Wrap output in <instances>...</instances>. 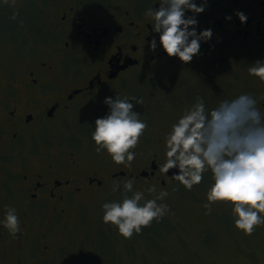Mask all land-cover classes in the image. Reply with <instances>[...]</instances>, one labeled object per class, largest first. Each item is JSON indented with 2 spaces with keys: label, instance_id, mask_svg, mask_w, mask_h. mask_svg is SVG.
<instances>
[{
  "label": "flooded vegetation",
  "instance_id": "flooded-vegetation-1",
  "mask_svg": "<svg viewBox=\"0 0 264 264\" xmlns=\"http://www.w3.org/2000/svg\"><path fill=\"white\" fill-rule=\"evenodd\" d=\"M157 2L47 0L41 25L47 51L40 49L36 57L20 60L24 63L19 66H15V61L9 65L1 63L0 176L4 170L21 176L19 186L27 196L23 198L28 199V208L35 209L38 217L51 210L58 225L47 224L44 235L61 231L59 219L68 227L75 225L78 215L70 204L88 206L99 201L111 190L115 178L135 175L147 184L171 190L179 182L171 174L178 170L171 169L168 175L160 172L158 165L164 160L163 141L171 124L195 102L190 93L203 96L209 107L222 98L216 93L220 90L225 97L228 91L230 96L249 91L264 97V81L247 71V60L251 63L264 58V0H209L206 10L198 15V29L212 28L213 37L202 42V55L187 65L148 46L154 33L146 12ZM237 10L246 13V23L240 22ZM226 15L232 19L226 20ZM146 80L174 82L170 100H160V106L148 110L151 116L146 115L145 109ZM117 92L143 97L144 104L137 105L136 110L143 113L142 118H150L140 141L149 135L146 141L153 155L141 173L118 168L104 152L95 151L91 140L90 123L106 113L104 98ZM260 105L264 107V99ZM67 123L78 124L80 134L74 139L78 153L56 154L57 149L49 147L44 138H48L52 125ZM142 172H148V176L143 177ZM210 175L205 173L207 178ZM3 180L12 183V179ZM221 209L226 214L231 212L226 206ZM71 213L74 221H67V214ZM21 215L25 219L14 239L23 260L29 241L43 245L44 250L51 245L57 247L58 242L52 243L55 239L43 241L36 234L27 239L31 214L27 218L26 208Z\"/></svg>",
  "mask_w": 264,
  "mask_h": 264
},
{
  "label": "clouds",
  "instance_id": "clouds-1",
  "mask_svg": "<svg viewBox=\"0 0 264 264\" xmlns=\"http://www.w3.org/2000/svg\"><path fill=\"white\" fill-rule=\"evenodd\" d=\"M209 0H158L148 8L151 18V50L164 53L187 65L202 55V42L213 37L212 28L198 29V15L203 13ZM157 5H159L157 7ZM191 13V14H188ZM236 16L246 23L248 16L237 10ZM231 20V15H226ZM248 74L264 81V58L248 63ZM257 96L241 91L226 96L209 107L203 96L171 124L164 138V160L159 171L168 174L187 189H192L210 173L203 206L209 211L216 204L231 209L233 226L245 235L264 224V107ZM104 115L96 117L91 129L95 151L105 152L116 164L132 167L137 157L136 147L148 120L136 110L144 104L143 97L121 95L106 96ZM136 176H125L122 185L115 178L112 191L121 193L119 199L104 200L102 220L113 226L123 237L140 233L154 220L161 219L169 210L164 199L168 193L156 186L148 188L154 193L135 187ZM0 226L12 235L21 231V219L16 207L5 206Z\"/></svg>",
  "mask_w": 264,
  "mask_h": 264
},
{
  "label": "rangeland",
  "instance_id": "rangeland-1",
  "mask_svg": "<svg viewBox=\"0 0 264 264\" xmlns=\"http://www.w3.org/2000/svg\"><path fill=\"white\" fill-rule=\"evenodd\" d=\"M46 4L47 0H0V15L7 13L5 16L9 21L7 23V28L11 36H13L10 38L0 34V70L2 69L1 63L9 65L15 61V66H19L24 63V61L20 60L30 59L31 56L36 57V52L39 53L40 49L42 51H47V42H45V39L43 42L41 33L43 16L47 7ZM10 11L16 12L18 17L16 18ZM3 22L5 23L6 20ZM22 25L23 27H21ZM14 38L21 39L14 40ZM42 43H44V45L40 47ZM31 49H33V51H31ZM247 62L250 63V60H247ZM186 75H188L187 72ZM144 82L146 115L151 116L148 110L160 106V100H170L172 96L170 87L174 85V82L172 80L165 81V83H160L156 80H146ZM200 93L202 94L201 91ZM216 93L222 98L225 97L224 92L221 90ZM204 94L207 95V92L205 91ZM230 95L231 91H228V96ZM197 96L201 95L195 91L190 93V97L194 101ZM149 119L150 118H148V120ZM78 134H80L78 124H55L50 128V134L48 138H44V142H46L49 147L57 149L55 151L56 154L69 153L70 151L78 153V151H75L78 149L77 144L74 143V139H77ZM148 138L149 135L145 134L144 141H140L137 145L135 149L137 157L132 162V167L126 168L123 164H117L118 168H124L122 170L126 169L129 172H134L135 170L141 173V169L145 164L152 160L153 154L146 141ZM68 144V147L61 148ZM44 147L47 146L45 145ZM104 155L107 159L111 160L105 152ZM48 159L52 160L53 158L50 157ZM51 162L55 163L53 161ZM124 178L125 177L122 178V176L119 178L121 185ZM3 179H12V183H8ZM209 182L210 176L208 178L205 177L204 181L199 185H195L192 189L185 188L179 182L171 186V190L166 189L168 195L164 199L169 204V210L161 220L165 222L170 229L161 224L160 231H173L172 248H169L163 253L161 250L165 247H162L164 239L159 238L158 247L155 245L150 247L148 243L150 240L147 241L146 237L142 238L145 242L141 239L143 242L138 241L135 243L136 246L129 248L125 244L132 243V239L116 233L113 236L118 240L116 247L120 252L114 255L105 253L108 259L103 260V264H264V224L257 226L256 230L258 231L255 230L249 235H245L243 232L234 228L230 231H201L200 220L203 219L201 214L203 213L202 210L205 208L204 206L203 208L202 205L206 199L205 193ZM15 184L17 186L22 184L21 176L16 177L13 173L10 174V172L6 170L1 172L0 217L3 216L6 205L16 207L19 215L27 208V218L28 214H31V218L28 220V224L29 222L30 224L28 225L26 233L27 239L32 238L31 234H36L41 240L43 239V241L45 239H48V241L55 239L57 241L52 243L56 244L58 242V245L57 247L51 245L48 250H44L43 245L39 247L37 242L33 243L28 240L30 247L28 248V252L27 250L25 251L23 260L22 254H20L17 249V241L14 239L15 235H12L8 230L0 226V253L2 254L0 264H9L10 258L20 259L22 261L21 264H96L95 261H91L92 259L84 261L86 254L80 251L79 245L75 244L76 246L71 245L70 247H64L62 243L66 239V236L72 235L70 239L73 240L76 236V240L74 239L75 242L81 245L82 241L79 243V240L84 238L82 234L80 235L82 231H89L93 234L91 237L95 238L99 233L104 235L105 228L106 230L108 228L112 229L111 225L105 224L102 220L103 210L101 204L104 200L119 199L121 195L119 191L114 192L111 188L110 191L103 194L104 197L102 199L95 203H91L89 206H86L87 204L77 206L78 203L70 204V209L74 210L75 214L78 215V219L75 220V222H78L68 227L66 223L61 222V219H59L60 222L58 223H62L61 225H63L61 231H57L56 234L54 230H51L52 233L48 232L44 235L43 233L45 231H43V229H45L46 225L51 222V224L57 226L58 224L55 223L57 219L53 220L51 210H48L51 216L48 215V212H43L42 214L44 216L38 217V214L35 213V209L31 210L28 208V199L25 200L23 198V195L26 196L25 189L20 186V189L16 188ZM151 186L152 185L147 184L144 179L136 177L135 187L144 190L147 197L154 195V193L148 192V188ZM160 190L161 189L156 187V193H159ZM15 192L21 194L16 195ZM222 206L224 205L216 204L213 207L222 208ZM73 217L72 213L69 215L67 214L66 220L74 221ZM20 219L22 223L25 217L21 215ZM102 223L104 226L99 230ZM152 223L157 225V223L161 222L159 220H154ZM149 227L152 226H145L143 231H146ZM114 230L117 231L115 228ZM75 231L81 232L75 233ZM86 234L89 233L86 232ZM86 234L84 236H86ZM176 237L178 243L176 242ZM180 238H184L185 243L181 242ZM90 249H92V246H90ZM129 250H134V252L129 253ZM41 253H45V255L41 256ZM34 255H37L40 259H36ZM90 257L94 258V255L91 254ZM110 257L115 260H110ZM168 260L171 261L166 262ZM252 260H254V262Z\"/></svg>",
  "mask_w": 264,
  "mask_h": 264
},
{
  "label": "trees",
  "instance_id": "trees-1",
  "mask_svg": "<svg viewBox=\"0 0 264 264\" xmlns=\"http://www.w3.org/2000/svg\"><path fill=\"white\" fill-rule=\"evenodd\" d=\"M8 13H9V11H8ZM11 13L16 18L18 17L16 12L12 11ZM6 14L7 13H3L2 15H0V21H1L0 34L3 36L11 38L13 36H11V34L9 33V30L7 28V26H8L7 23L9 21L5 18ZM4 20H6L5 23L3 22ZM18 21H19V19H18ZM2 23H3V25H2ZM21 27H23V25ZM20 39L21 38H14V40H20ZM15 45H16V43H15ZM4 58H6V57H4ZM202 207H203V205H202ZM202 211H203V213L201 214V217H203V219L200 220L201 231H225V230L230 231L233 228L232 227L233 226L232 216L229 213L226 214L223 209H221L219 207H213L211 211H209L206 208H204ZM159 221L161 223H157V225H154V223H152L151 224L152 227H149V229L145 228V229H147L146 231L144 230L140 233H134V235L132 237H126L129 239H132L133 242L125 244V245L129 248H133L134 246H136L135 245L136 242L142 241L143 240L142 238L146 237L147 241L150 240L148 242L150 244L149 245L150 247H152V245H155L158 247L159 238H162V239H164L163 243H162V247L163 246H165V247L162 248L161 251L164 253L169 248H172L171 244H173V239H172L173 231H167V232L166 231H160L161 224L164 227H166L167 224L165 222H163L161 219H159ZM103 226L104 225L102 223L99 227V230L101 228H103ZM167 228L170 229L169 226H167ZM154 229H156V230H154ZM105 230H106V228L104 229V235L102 233L101 234L99 233V235L98 236L96 235L95 238L91 237V235H93V234L90 233L89 231H82V232L81 231H75V233L81 232L80 235L82 234L83 235L82 237H84V238H82L83 240L82 239L79 240V243L82 241L81 245L78 244V242H75L76 236L73 238V240L74 239L75 240L72 243L73 240L70 239L72 235L66 236L65 237L66 239L63 241L62 245H64V247H70L71 245L72 246L79 245L80 251L86 254V256L84 257V259H85L84 261H88L89 259H92L91 261H95L96 264H103V260L108 259V257L105 256L106 255L105 253H108L109 255H114L117 252H120L116 247V245L118 244L117 243L118 240L116 237L113 236L116 233H118V231H115L113 226H112V229L108 228L106 231ZM256 231H258V230H256ZM86 232L89 234H86ZM85 234H86V236H84ZM180 241L185 243L184 238H180ZM176 242L178 243L177 237H176ZM90 246H92V249H90ZM128 252L132 253V252H134V250H129ZM91 254L94 255V258L90 257ZM34 256L36 259H38V258L40 259V257H38L37 255H34ZM1 258H2V254L0 253V259ZM111 259L115 260L114 258L110 257V260ZM169 261H171V260H168L166 262H169ZM252 261L254 262V260H252ZM9 264H17V261L10 258Z\"/></svg>",
  "mask_w": 264,
  "mask_h": 264
},
{
  "label": "water",
  "instance_id": "water-1",
  "mask_svg": "<svg viewBox=\"0 0 264 264\" xmlns=\"http://www.w3.org/2000/svg\"><path fill=\"white\" fill-rule=\"evenodd\" d=\"M125 173H123V175H124ZM143 177H146V176H148V172H142V174H141Z\"/></svg>",
  "mask_w": 264,
  "mask_h": 264
}]
</instances>
